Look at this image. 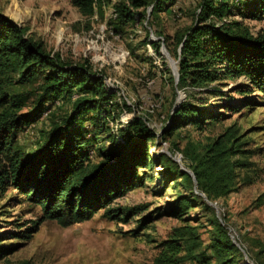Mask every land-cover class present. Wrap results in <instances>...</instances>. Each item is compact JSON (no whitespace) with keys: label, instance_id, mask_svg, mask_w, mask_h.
<instances>
[{"label":"trees","instance_id":"1","mask_svg":"<svg viewBox=\"0 0 264 264\" xmlns=\"http://www.w3.org/2000/svg\"><path fill=\"white\" fill-rule=\"evenodd\" d=\"M99 2L102 0H70L85 18L93 15ZM173 3L121 0L114 6L115 22L118 27L137 19L150 23ZM233 7L240 12L238 18L233 16ZM263 16L264 0H199L189 27L171 37L158 33L163 40L147 38L144 44L156 54L160 55L164 43L177 62L178 82L164 125L157 133L144 117L134 116L118 129L119 139L109 136L107 145L97 148L94 161L97 136L127 105L113 100L115 94L105 85L103 74L88 60L70 62L48 51L41 41L26 35L23 26L0 12V199L11 187L40 210L32 225L12 235L28 239L45 220L67 227L92 219L100 210L109 219L126 221L140 208L111 204L143 186L139 170L159 163L163 184L183 182L186 188L161 209L181 224L156 243L152 264H242L225 224L213 217L205 225H192L188 213L198 205L208 210L207 201L217 202L249 183L244 173L253 166L256 148L251 147L245 130L232 122L204 143L186 142L180 150L186 162L183 167L192 172L195 182L171 157L151 156L148 151L151 142L157 146L179 129L191 126L203 131L227 119L228 111L240 113L241 108L256 102L250 96L253 92L264 99V29L253 34L243 23L246 18ZM14 76L17 84L37 83L34 104L26 112H19L25 94L7 88ZM177 90L184 93L178 103ZM54 101H69L70 112L52 120L34 150L26 152L17 145L18 129L50 110ZM89 131L91 138L86 135ZM151 216L141 217L130 233L138 235ZM207 225L211 236L204 244L198 229ZM12 251L0 245V257Z\"/></svg>","mask_w":264,"mask_h":264},{"label":"rangeland","instance_id":"2","mask_svg":"<svg viewBox=\"0 0 264 264\" xmlns=\"http://www.w3.org/2000/svg\"><path fill=\"white\" fill-rule=\"evenodd\" d=\"M119 1L102 0L95 5L93 15L85 18L70 0H0V12L23 26L26 35L41 41L48 51L59 53L67 61L80 63L88 60L94 70L103 74L105 85L115 94L113 100L127 105L122 106L118 119L108 120L107 129L97 136L92 152L94 161L97 160V148L106 146L109 136L119 139L118 129L134 116L144 117L150 128L160 132L175 87L169 59L176 60L164 43L158 55L144 41L147 38L163 40L158 33L171 37L189 27L199 2L173 0V5L158 13L150 23L137 19L135 23L118 27L113 12ZM149 11L150 8L148 14ZM232 13L234 18L239 17L237 7H233ZM243 23L257 34L264 29V16L246 18ZM7 88L25 94V105L19 112L30 110L37 83L17 84V76H14ZM178 91L182 92L177 90L176 98ZM251 94L256 102L241 108L240 113L228 111L227 119L209 125L203 131L191 126L179 129L165 141L160 140L157 146L151 142L148 154H165L183 167L186 162L180 150L187 141L204 143L232 122L245 130L251 147L256 148L251 157L253 166L244 173L248 175L249 183L217 202H207L208 210L201 205L191 208L188 216L192 225H205L208 218H217L225 224L232 242H236L241 254L240 263L248 260L253 264H264V99L257 92ZM70 110L69 101H54L50 110L18 129L17 145L31 152L50 122ZM86 135L91 138L92 132ZM159 165L156 163L145 171L139 170L143 186L127 192L111 204L112 207L140 208L128 220L109 219L103 210L90 220L67 227L45 220L28 239L16 238L12 234L32 225L39 218L40 210L30 205L15 189L7 187L0 199V245L14 251L0 257V264L24 261L31 264H152L157 253L156 243L164 239L172 227L181 224L179 220L162 214L161 209L175 198L177 192L183 193L186 188L183 182L163 184ZM149 214L152 215L150 222L138 235H132L130 232L137 227L140 218ZM210 228L207 225L198 229L204 244L211 236Z\"/></svg>","mask_w":264,"mask_h":264},{"label":"water","instance_id":"3","mask_svg":"<svg viewBox=\"0 0 264 264\" xmlns=\"http://www.w3.org/2000/svg\"><path fill=\"white\" fill-rule=\"evenodd\" d=\"M152 41H154V40H152ZM166 56H167V58H170L168 54H166ZM169 60H170V62L172 63L173 74H174V81H175V84H176V83L178 82V69H177V66H176V63H177V62H176V61H173L172 59H169ZM177 93H178V96H177V98H176V102L178 103V102H180V101L182 100V98L184 97V95L182 96V92L180 93V91H178ZM181 170L188 172V174H190V175L192 176V178H193V180H194V182H195V177H194V175L192 174L191 171L185 169V168L182 167V166H181ZM202 195H203V194H202ZM203 196H204V195H203ZM204 198H205V200H207L206 197H204ZM207 202H208L209 204H212V203L209 202V201H207ZM233 242H234V244H236L235 241H233ZM246 263H247V264H253V263L249 262L248 260H246Z\"/></svg>","mask_w":264,"mask_h":264}]
</instances>
